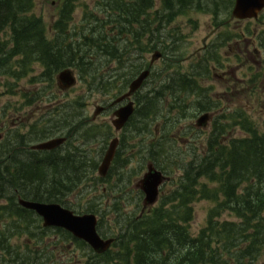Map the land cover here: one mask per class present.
Returning <instances> with one entry per match:
<instances>
[{
	"label": "trees",
	"instance_id": "16d2710c",
	"mask_svg": "<svg viewBox=\"0 0 264 264\" xmlns=\"http://www.w3.org/2000/svg\"><path fill=\"white\" fill-rule=\"evenodd\" d=\"M77 1L62 0L58 18L52 23L53 35L49 36L44 19L32 13L36 0H0V74L21 79L33 71L34 63H39L43 68L42 76L54 82L59 71L71 67L82 80L88 81L91 91L105 93L114 88L121 92L135 76L155 41L159 39L154 48H161L165 56L172 58L174 40L181 30L180 24H176L179 16L199 11L211 13L222 18L219 25L228 27L234 3V0H160L157 7V0H96L95 8L84 10L82 23L73 27ZM263 17L264 13L261 20ZM251 22L242 30V37L253 33ZM8 29L14 35L5 41L3 32ZM114 60L119 63L118 68L108 71L109 63ZM113 75L118 84H113ZM167 81L161 91L142 100L129 125L132 134L142 130L154 133L152 125L158 113L165 116L168 109L173 108L171 103H165L164 94L171 90V77ZM228 115L229 120H242L240 123L248 136L224 141L228 123L216 121L206 149L201 152L195 149L198 155L178 167L183 173L173 191L161 197L159 205L143 215L119 213L117 251L109 252L113 253L115 264H256L263 259L264 133L260 134L246 122L248 117L242 110ZM75 117L64 108L56 117L58 123L51 119L50 124L41 128L35 125L31 135L19 133L0 140V198L9 202L0 207V218L18 216L24 223L37 222L39 218L34 211L18 204V196L42 202H63L62 198L70 190L85 182L92 165L88 151L75 159L73 150L47 153L25 148L30 142L53 136L60 129L72 128L73 132L68 131L67 135L74 138L79 133ZM84 118L83 115L78 121L82 128L91 124ZM176 123L174 120L165 129L174 128ZM92 130L87 127L83 136L87 137ZM159 143L158 147H150L155 161L158 164L165 161L167 168L179 164L169 155L168 142L164 148ZM74 148L78 151L81 146ZM156 150L158 156L153 153ZM200 200H212L215 204L208 212L206 225L198 234H193L190 230L193 203ZM114 208L120 211L121 204ZM225 210L238 221L222 220ZM87 211L94 212V207ZM27 227L11 225L10 228L20 233L30 232ZM60 230L67 237L64 230ZM14 234H8L0 223L4 262H9L7 255L15 252L11 245ZM78 245L85 248L82 241ZM98 258L95 264L107 263L106 259Z\"/></svg>",
	"mask_w": 264,
	"mask_h": 264
},
{
	"label": "rangeland",
	"instance_id": "374dc122",
	"mask_svg": "<svg viewBox=\"0 0 264 264\" xmlns=\"http://www.w3.org/2000/svg\"><path fill=\"white\" fill-rule=\"evenodd\" d=\"M61 4L62 0H36V5L32 13L44 19L49 36L53 35L52 23L58 18ZM77 4L74 19L71 23L73 27H75L76 24L80 25L82 23L84 10L95 8L96 0H78ZM191 16L194 19L193 21H197V24L191 23L189 21V16L180 17L178 20L184 36L179 32L178 37L175 38V44L180 46H178V56L173 61L169 59V63L171 64L174 62L176 66L173 68L169 67L170 64L167 66L165 63L168 59L167 57H163L161 60L157 61L154 66L155 71L153 72L151 83L155 84L159 82V80L163 83L169 80V78L175 74L176 70L187 72L193 62H196V60L192 59L193 53L197 54L199 52L198 50L204 47L207 42V48L210 47L209 41H212L213 39L220 40L219 35L226 38L225 33H223L224 29L216 28L213 24L212 17L209 14L199 12L193 13ZM229 23L231 26L228 28L236 29V33L239 34L242 31L241 29H244L249 24L247 21L236 20H230ZM250 26L255 31L254 34H247V36L242 39L233 35L232 39L227 40H240L241 46L239 47V50L235 46V42H232L231 48L228 44L221 48L219 55H215V59H220L219 63H217V61H206L205 59V63L209 65L208 69L210 68L211 72L210 75L205 73L204 76L207 78L205 84L208 87H212V89L209 90V93L212 95L213 99L218 102L216 103L218 106L217 108H221V110H224V113L227 114L232 112L236 113L242 110L248 117L246 122L251 124L253 128L257 129L258 132L262 134L264 133V40L260 39V34L264 33V17L261 21H252ZM11 34L13 36L14 32L10 29L3 32V39H5V41L11 40ZM3 39L2 41L4 42ZM158 41L159 39L154 42V46L158 44ZM11 44L12 43H10V45ZM209 49H211V47ZM255 49L260 51V54H257ZM152 50H154V48H152ZM206 50L207 49L202 52V55L205 54ZM152 55L153 51L146 53L145 58L147 59V62H149ZM202 60L203 58H199L197 61L199 70H202L200 66ZM257 63L261 64L258 65ZM214 65L218 67V70L216 71L219 73L226 71L228 74L231 72L228 74L229 82L220 81L213 76L215 71ZM118 66V62L115 60L111 61V63H109L108 71L111 69H117ZM104 69H106V67ZM42 72L43 68L41 64L34 63L33 71L26 73L21 79L15 78L14 75L0 74V136L4 139L13 138L19 133H23L22 135L28 134L27 131L32 123L37 120L48 118V112H53L50 114V117L52 116L55 118L57 115H60L61 111H63L61 110L62 108H68L71 113L75 114V121L77 124L78 121H80V117H83V115L89 120L93 116L96 105L110 104L113 100V95L116 93L115 90L106 91L105 93L91 91L88 89V81L82 80L78 71H75L78 76V82L74 89L61 91L57 87V82L54 81L53 86V82L42 76ZM232 72L236 73V78L232 77ZM257 74H260V76L255 77ZM35 77H38L39 79L34 80ZM235 84L236 93L233 89ZM38 88H43L45 95L41 99H33L32 92ZM38 93L41 94L42 91L40 90ZM25 95H27V97H25ZM173 100L172 96L168 93L165 98L166 105L172 102L174 105L176 104V107L174 106L170 110L168 109L167 114L165 116H163V114L160 115V118L155 120L152 125V128H154L156 122H158L157 127L161 130L162 126V130H164L171 122H173L176 116L181 115L176 126L172 128L173 130L170 129L171 133L166 135L165 138L170 140V138L173 137V140L168 143L169 155L173 160L177 159V163L179 164H175L172 168L166 169L171 174L173 173L175 182L165 185L163 196L170 194L176 187V179L183 173V170L178 169V167L181 168V165L194 159V156L198 155V152L203 151L207 146L208 138L211 134L210 130L205 133L198 132V130L194 128L197 115L193 116L192 114H188L187 117L184 103ZM57 101L58 104L54 106ZM180 103L183 104V107H179ZM210 104H212V102ZM58 110H60L59 113L54 114ZM196 110L197 107L195 106V102H193V104L191 103L190 111L195 112ZM224 120V123L226 124H233L232 120L227 118ZM241 121L242 120L238 119L237 122L240 123ZM109 122L110 115L108 112L103 113L96 121H93L88 126L86 125L88 128H93L87 137L83 136L87 127L85 126L82 128L78 125L76 131L79 133H77L72 139L70 145L71 149L69 150H74V145L81 146V154L88 151L89 156L92 158L89 163L92 165L91 168L88 169L85 182L79 184L73 191L63 197L62 200L67 205H70L72 209H75L80 213L86 212L91 206L94 207V212L98 213V216L100 217V231L117 235V233H120V225L116 223V218L119 213L134 216L140 214V208L138 206L142 205L143 196L137 191H132V187L133 184L143 176V169H141L142 162H139L137 155H135L136 157L125 155V162L116 163L115 165V169L120 170L122 173H117L115 170L111 175H108L106 178L107 180H101L98 173V166L104 155H102L104 152V146L108 145V142L111 140L110 127L106 125L109 124ZM186 129L189 130L185 131ZM69 130L73 132L72 128L65 130V132H68ZM170 130L167 129L166 131ZM134 135L135 137L129 138L132 144L141 141L146 143L152 141L153 138L160 139L162 136L161 133L156 136L154 134H149V132L145 134L147 138L139 132H135ZM244 135L248 136V133L243 130V125L241 124L235 126V129L232 127L228 129L223 139H237ZM106 138L107 142L105 143ZM84 142L85 144H83ZM195 148L198 152H194ZM131 149L132 146L129 145V149L127 148L126 152L129 153ZM66 152L67 151H64L63 153ZM166 164L170 167L167 159ZM160 165L165 167V161L160 162ZM8 203L9 202L6 198H0V207L7 205ZM118 204H121L120 211L115 210L114 208V205ZM214 204L215 203L212 200H200L193 203L194 219L190 223V230L193 234H198L201 228L206 225L208 212ZM221 219L238 221L229 210L223 212ZM0 220L1 225L4 226V229L8 234H17L12 241V246L15 252H13L11 256L7 255V258H10L8 260L9 262H4L2 261V258H0V264H28L26 263V257L24 256L28 253L30 254V251L35 252L38 247H41L42 249L46 247L44 242L33 239L41 237H47L45 238L47 241V249L52 247H54V250H59L60 248L63 249L61 253H66L68 255L65 264H68V262H70L68 260L71 259V257L76 256V254L79 256L75 257V259L78 258L81 260L73 264H84L87 259L79 247L75 246L74 249L68 247L70 242L67 240H62L63 245L51 241L55 238V230L50 229L47 232L40 234L41 229L35 228L34 226L41 225L42 227V223L38 221L33 222L32 230L34 232L29 235H21L19 230L10 228L11 225H21V219L5 216L4 218H0ZM27 239H32L29 249L24 245V240ZM113 251L115 252L117 249L114 248ZM37 262L48 264L45 263V261L40 260ZM115 262L116 261H114L113 264H115ZM60 263H63V261L51 262V264ZM256 264H264V256L263 259L259 260Z\"/></svg>",
	"mask_w": 264,
	"mask_h": 264
},
{
	"label": "flooded vegetation",
	"instance_id": "af4514ba",
	"mask_svg": "<svg viewBox=\"0 0 264 264\" xmlns=\"http://www.w3.org/2000/svg\"><path fill=\"white\" fill-rule=\"evenodd\" d=\"M209 42H210L209 43L210 47L213 49H216L217 46L220 44V41L216 40V39L215 40L213 39L212 41H209ZM207 45H208V42L205 43L204 47H202L200 50H198L199 52L197 54L196 53L192 54V59L196 60V62L195 61L193 62V64L191 65L190 69L187 72H179L178 71V73H175L174 75H172L171 90H170V95L172 96V98L176 102L180 101V102L184 103V106H185L184 109H185V113H186L187 117H188V114H190V115L192 114L193 116L197 115V119L194 123L195 124L194 128L196 130H198V132H202V133L208 132L209 130L212 132L215 122L216 121H220V122L222 121L224 123V121H225L224 119L228 116V114L224 113V110H221V108L220 109L217 108L218 106L216 105V103H218V102L215 99H213L212 95L209 93V90H211L212 87H208L205 84V81L207 78L204 75H205V73L210 75V72H211V69L210 68L208 69L209 65L208 64L205 65V64L200 63L202 70H199V68H198V64H197L198 59L199 58L204 59V55L206 54V52L210 48V47L207 48ZM235 46L239 50L240 41H235ZM229 47L231 48V45H229ZM205 49H207V50L205 51V54L202 55V52ZM257 54H260V51H257ZM217 63H219V62H217ZM261 63H257V64L259 65ZM207 69H208V71L205 72ZM214 69H215V71H214L213 76H215L216 79H219L220 81L229 82V80H228L229 75L228 74H230L231 72L228 74L226 73V71L219 73L218 71H216V70H218V67L216 65H214ZM153 70H155V69L154 68L151 69V77H149L147 80H144L142 86L139 89H137L136 92L131 97H129L131 99H126V100L119 102V103L115 102L116 99L120 98L123 94H126L129 91L131 81L127 86L125 84V88L121 92H119L117 89L112 88L111 90H115L116 93L113 95L112 102L105 106V110L103 112V113L108 112V114L110 115V122H109V124H106L110 127V131H111L110 139L113 140L116 137H118V139H119V144H118V147L116 150L115 158L113 160V163H114L113 166H115L116 163H124L125 162V155H128V156L137 155L139 162H142L141 169H143L142 170L143 175L149 170V166H151V165L157 169L162 170L165 174H167L165 169H163L162 166L155 161V157L152 154V150L150 148L151 146L158 147L160 145V143L158 142V141H160V139L153 138L152 141H148V143H149L148 146L146 145V143L144 141L132 144L129 140V138L135 137V136H132V131L130 130L131 126H129V125H130V122L132 120V117H134L136 114L137 108L139 106H141L142 100L145 99L147 96L157 94L159 91L162 90V83L160 80H159V82H157L155 84L151 83V79H152L153 72H154ZM236 76H237L236 73L232 72V77L236 78ZM259 76H260V74H259ZM255 77H258V76H255ZM183 78H184V80H182ZM111 80H113V81L115 80V84H118L116 78H111ZM179 81H181V82H179ZM233 89L235 90V93H236V84L233 86ZM129 101L134 102V106H135L134 115L128 120V122L125 124V126L123 128H121L119 131H117L113 125V120L116 118L115 113L121 106L129 103ZM193 102H195V106L197 107V110L195 112L190 111L191 103L193 104ZM211 102H212V104H210ZM174 106L176 107V104L174 105V103H172V107H174ZM179 107H183V104L180 103ZM206 113H213L211 119L208 121V126L206 128H204V127L199 128L198 119L201 118V116L203 114H206ZM228 126H229V128L232 127L235 129V126H239V123L234 121L233 124L228 123ZM189 129H186L185 131H187ZM136 132L143 134L145 136V138H147L145 135V132L143 130L142 131H136ZM160 133H161L160 129L158 127H156V131L153 134L158 136ZM108 137H109V134H108ZM109 142H108V144H109ZM129 145L132 146V149L129 153H127L126 150H127V148L129 149ZM107 147H108V145H107ZM68 148L71 149L70 146ZM64 151H66V146H65V148H64V146H62L59 149H54L52 153H60V152H64ZM153 153L158 156L157 150L153 151ZM74 156H75V159H79L80 153L78 151H76V149H74ZM62 159H64V158H62ZM116 171H119V170H116ZM139 179L137 180V182L139 181ZM174 182L175 181H174V179H172V177L168 182H165L161 186L160 191L162 192V194L164 193L165 185L169 184V183H174ZM71 191H73V190H70V192ZM132 191H137L141 196H143V197L145 196L144 192L140 188H137L136 186L132 187ZM61 197L62 196L60 195V198ZM51 203H54V202H51ZM57 203H60L61 205L65 206L67 208H71L70 205H67L64 201L63 202H57ZM138 207L140 208V211H143V209H144L143 202H142V205H140ZM28 225H31V224L29 223ZM52 229H54L56 232L61 231L59 228H52ZM63 232L66 234V236H67L66 238L65 237L59 238L58 237L59 234L55 233V238H53V239L50 238V239H52L51 241H53V242L55 241L56 243H59V245H63L62 240L65 239L68 242H70L68 247H72L73 249L75 246H77L79 244V242H81V239L78 240L77 238L73 237L70 233L68 234L65 231H63ZM99 233L102 237L108 238V237H106V235L102 234L100 230H99ZM26 242H27L26 245L31 246V243H32L31 239H27ZM46 242L47 241L45 239V245H47ZM49 243H50V241H49ZM82 244H85L86 246H88V249H87L88 252L83 253V255L87 257L86 261H89L90 264H93L98 257H107L108 258V255L96 253L93 250V248H91L85 241H82ZM61 251H63L62 248H60L59 250H57V249L54 250V247H52L50 249H47L46 247L44 249H42L41 247H38L35 251V254H28L27 256H24V257H26V260H33L34 262H37V260H40V261H45V263L51 264V262H54V261H58V262L63 261V263H60V264H65V260L67 259L68 255L66 253H61ZM78 256L79 255L76 254V256L71 257V259L68 260V261H70V262H68V264H73V263L79 262L81 259H78V258L75 259V257H78ZM85 264H87V263H85Z\"/></svg>",
	"mask_w": 264,
	"mask_h": 264
},
{
	"label": "water",
	"instance_id": "95a60500",
	"mask_svg": "<svg viewBox=\"0 0 264 264\" xmlns=\"http://www.w3.org/2000/svg\"><path fill=\"white\" fill-rule=\"evenodd\" d=\"M264 9V0H236L232 18L252 19L258 18L259 14ZM161 56L160 52H156L153 60ZM150 71H143L140 76L135 79L130 86V90L117 101L130 97L137 89H139L144 79L149 75ZM57 79L62 88L68 89L76 83V77L71 69L61 71ZM102 106L97 107L95 116L101 113ZM134 112V103L130 102L127 105L119 108L113 120L117 130L121 129L130 116ZM211 118L210 114L203 115L198 120V126H206L207 121ZM65 141L64 138H54L49 141L37 144L34 148L37 149H53ZM118 145V139H114L108 149L102 164L99 167V172L102 176H106L111 162L115 156ZM167 180L162 171L157 170L152 165L149 166L148 172L139 181L137 187H140L145 192L144 206L154 205L160 195V187ZM20 204L24 207L35 210L44 219L45 226H56L67 229L76 237L86 240L97 252L102 253L109 249L114 242V238H103L98 232V217L94 213L76 214L73 210L67 209L58 203H43L37 201H29L20 199Z\"/></svg>",
	"mask_w": 264,
	"mask_h": 264
}]
</instances>
